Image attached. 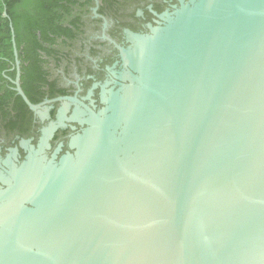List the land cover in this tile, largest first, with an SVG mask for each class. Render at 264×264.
<instances>
[{
    "label": "water",
    "instance_id": "water-1",
    "mask_svg": "<svg viewBox=\"0 0 264 264\" xmlns=\"http://www.w3.org/2000/svg\"><path fill=\"white\" fill-rule=\"evenodd\" d=\"M136 38L74 157L0 187V264H264V0Z\"/></svg>",
    "mask_w": 264,
    "mask_h": 264
},
{
    "label": "flooded vegetation",
    "instance_id": "flooded-vegetation-1",
    "mask_svg": "<svg viewBox=\"0 0 264 264\" xmlns=\"http://www.w3.org/2000/svg\"><path fill=\"white\" fill-rule=\"evenodd\" d=\"M23 1L27 11L39 9L29 11L35 28H23L20 43L14 30L8 43L0 42L2 189L22 169L42 174L74 157V143L105 108L103 99L120 95L130 82L122 51L165 27L188 2Z\"/></svg>",
    "mask_w": 264,
    "mask_h": 264
},
{
    "label": "trees",
    "instance_id": "trees-1",
    "mask_svg": "<svg viewBox=\"0 0 264 264\" xmlns=\"http://www.w3.org/2000/svg\"><path fill=\"white\" fill-rule=\"evenodd\" d=\"M27 3L23 0H0V42L8 43L11 36L9 23L12 24L14 30L16 43L21 42V33L23 28H27L32 31L35 28V23H33V16L30 17L29 11L32 13H37L39 11L38 7H34L32 10L25 9ZM29 7V5H28ZM41 10L42 13L48 11ZM5 10L7 17H2V12Z\"/></svg>",
    "mask_w": 264,
    "mask_h": 264
},
{
    "label": "bare ground",
    "instance_id": "bare-ground-1",
    "mask_svg": "<svg viewBox=\"0 0 264 264\" xmlns=\"http://www.w3.org/2000/svg\"><path fill=\"white\" fill-rule=\"evenodd\" d=\"M134 62H136V61H134ZM113 112V114H115L116 113V111L115 110H113L112 111ZM52 182H54V180L53 179H50ZM38 193H41V192H38ZM43 197H44V195H42ZM46 197V196H45ZM0 223H4V220L3 219H0Z\"/></svg>",
    "mask_w": 264,
    "mask_h": 264
}]
</instances>
